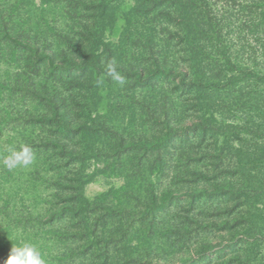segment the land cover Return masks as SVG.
I'll list each match as a JSON object with an SVG mask.
<instances>
[{"label":"trees","instance_id":"1","mask_svg":"<svg viewBox=\"0 0 264 264\" xmlns=\"http://www.w3.org/2000/svg\"><path fill=\"white\" fill-rule=\"evenodd\" d=\"M1 94L0 247L264 264V0H0Z\"/></svg>","mask_w":264,"mask_h":264},{"label":"clouds","instance_id":"2","mask_svg":"<svg viewBox=\"0 0 264 264\" xmlns=\"http://www.w3.org/2000/svg\"><path fill=\"white\" fill-rule=\"evenodd\" d=\"M109 74L120 83H124L123 77L114 73V69L109 66ZM6 154L0 158V165L11 170L17 167L27 168L34 163L35 155L28 144L12 143L5 149ZM3 264H48L46 257L36 244L24 238H18L12 244L7 258Z\"/></svg>","mask_w":264,"mask_h":264},{"label":"rangeland","instance_id":"3","mask_svg":"<svg viewBox=\"0 0 264 264\" xmlns=\"http://www.w3.org/2000/svg\"><path fill=\"white\" fill-rule=\"evenodd\" d=\"M34 1L37 5L40 3V0H34ZM129 4H130V2H127L125 5H129ZM119 23H120V21H118V24ZM115 38H116V35H114L113 39H115ZM1 97H2V94L0 95V109H2V107L4 105ZM16 123H18V121L15 120L13 123L4 126L2 129L0 128V142H2L3 145L6 142V140H11V138L13 139V137L15 136L16 129H18V126L16 127L15 131L12 129V126H14ZM120 183H121L120 181H117V180L114 181L111 178L105 179L102 177H98L93 182L87 184L84 187V194L87 197L92 198L93 196L99 194L100 192L105 191L107 188H109V186L114 185L115 187H117ZM11 247H12V244H5V245L0 247V264H3V261L7 258Z\"/></svg>","mask_w":264,"mask_h":264}]
</instances>
